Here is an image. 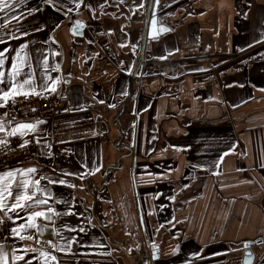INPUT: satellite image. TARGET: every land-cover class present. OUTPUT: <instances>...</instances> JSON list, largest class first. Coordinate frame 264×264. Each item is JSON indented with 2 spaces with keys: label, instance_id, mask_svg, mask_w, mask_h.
Masks as SVG:
<instances>
[{
  "label": "crops",
  "instance_id": "0c3cea01",
  "mask_svg": "<svg viewBox=\"0 0 264 264\" xmlns=\"http://www.w3.org/2000/svg\"><path fill=\"white\" fill-rule=\"evenodd\" d=\"M11 134L0 264H264V0H4Z\"/></svg>",
  "mask_w": 264,
  "mask_h": 264
},
{
  "label": "built area",
  "instance_id": "2783aa9c",
  "mask_svg": "<svg viewBox=\"0 0 264 264\" xmlns=\"http://www.w3.org/2000/svg\"><path fill=\"white\" fill-rule=\"evenodd\" d=\"M66 98L54 92L22 95L13 98L7 104L8 115L15 122L49 119L62 112ZM35 151L33 142L23 140L17 134L0 138V170L30 157ZM7 232V223L0 216V239Z\"/></svg>",
  "mask_w": 264,
  "mask_h": 264
},
{
  "label": "water",
  "instance_id": "95a60500",
  "mask_svg": "<svg viewBox=\"0 0 264 264\" xmlns=\"http://www.w3.org/2000/svg\"><path fill=\"white\" fill-rule=\"evenodd\" d=\"M83 31H84V26L82 25H76L72 29V33L76 37H82L83 36ZM246 258H245V263L244 264H253V251L252 250H247L246 253Z\"/></svg>",
  "mask_w": 264,
  "mask_h": 264
},
{
  "label": "snow or ice",
  "instance_id": "6c2138e0",
  "mask_svg": "<svg viewBox=\"0 0 264 264\" xmlns=\"http://www.w3.org/2000/svg\"><path fill=\"white\" fill-rule=\"evenodd\" d=\"M4 0H0V4H2ZM37 215H42V213H37Z\"/></svg>",
  "mask_w": 264,
  "mask_h": 264
}]
</instances>
